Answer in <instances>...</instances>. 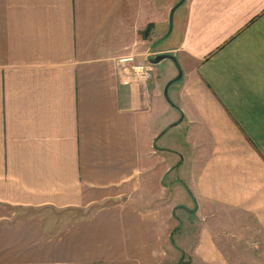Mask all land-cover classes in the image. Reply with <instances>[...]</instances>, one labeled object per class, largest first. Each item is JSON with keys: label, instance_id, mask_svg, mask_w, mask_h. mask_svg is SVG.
Wrapping results in <instances>:
<instances>
[{"label": "crops", "instance_id": "crops-1", "mask_svg": "<svg viewBox=\"0 0 264 264\" xmlns=\"http://www.w3.org/2000/svg\"><path fill=\"white\" fill-rule=\"evenodd\" d=\"M164 1L0 0V264H264V0H183L158 48ZM165 54L182 73L157 134L181 147L157 154L155 81L117 59ZM164 153L194 202L182 245L141 194Z\"/></svg>", "mask_w": 264, "mask_h": 264}, {"label": "rangeland", "instance_id": "rangeland-1", "mask_svg": "<svg viewBox=\"0 0 264 264\" xmlns=\"http://www.w3.org/2000/svg\"><path fill=\"white\" fill-rule=\"evenodd\" d=\"M160 1L165 2L164 0H160ZM170 12L171 9L167 14L168 17L167 24L164 27L160 28L158 33L157 32L154 33V37L152 40L156 43V47L158 48L172 47L176 43L175 42L176 39L174 36L172 37L170 36L169 38L167 37V34L169 32L168 27H169ZM175 66L176 65L172 61L165 60L160 64L156 65L154 67L155 71L152 73V78L155 81L154 83L156 87L155 99L157 102H156V106L155 105L152 106L153 109L150 114L151 118L148 119L147 122V127L149 128L147 133H149L152 138V139L150 138L151 140L149 141L150 144L149 151L157 154L159 153V149H161L162 146L169 147V150L170 149L174 150L173 149L174 147H176V149L181 147L179 145L181 140L175 134L176 130H170V132L160 137L158 136L161 133L157 134V132L159 131V126H161V128L163 126H168L170 122H172L176 117V112L173 106L174 98L172 93L174 92L175 87L173 88L172 85L171 87L168 88V99H166L163 95L164 88L167 82L169 81V79L175 78L177 76L178 71ZM144 138L146 142L147 134L145 133V131H144ZM181 155L183 156L182 153ZM160 156L162 157L161 159L164 160V162H166L167 165L165 163H159L160 160L158 159L159 156L158 157L153 156L152 162L148 164V166H153L152 167L153 171L149 173L150 175L146 172H142L143 174L141 178L142 181H144V183L143 185H141L142 186L141 194L145 192L148 193V197L146 199L149 201L151 200L150 199L151 197L157 199L158 204L161 206V208H163L161 209L163 215H169L171 208L174 207L175 213L173 214L171 212V216H170L171 222L167 220L165 223L167 224L166 232L169 234V227L171 232L175 231L174 232L175 234L173 235L174 236L173 241L177 245H182V240H183L182 236L185 235L183 224L184 221L186 220V217L192 214L191 212H187V209H190V207L191 209L194 208V202L187 197L186 193L182 191L181 186L177 184L178 182L177 178L178 176L182 177L184 170L186 169V166L182 165L180 168L177 167V163L179 162V160H181L180 157L178 158L177 156L170 155L168 153H164L163 155ZM165 174L166 176L162 181V177ZM147 180H149L148 183H146ZM170 182L172 184L176 182V185L173 186ZM149 201L147 202L148 203L147 205H150ZM85 214H87V211H82V210L78 211L77 209H73V210H68V212H64L63 214H58L57 217L61 216L63 221L67 222L68 220L75 219V217H77L78 215L84 216ZM192 239L193 237L190 236L189 241L191 242ZM165 243H167V245H172V242L168 236L166 238Z\"/></svg>", "mask_w": 264, "mask_h": 264}, {"label": "built area", "instance_id": "built-area-1", "mask_svg": "<svg viewBox=\"0 0 264 264\" xmlns=\"http://www.w3.org/2000/svg\"><path fill=\"white\" fill-rule=\"evenodd\" d=\"M119 70H126L127 74L134 79L149 81L152 78V66L148 63H140L134 55L122 56L117 59Z\"/></svg>", "mask_w": 264, "mask_h": 264}, {"label": "water", "instance_id": "water-1", "mask_svg": "<svg viewBox=\"0 0 264 264\" xmlns=\"http://www.w3.org/2000/svg\"><path fill=\"white\" fill-rule=\"evenodd\" d=\"M184 1L183 0H179V2H177V4L171 9V12H170V16H169V26L170 27H172V23H173V13H174V11L183 3ZM165 60H170V61H172L176 66V68H177V71H178V73H177V76L174 78V79H172L171 81H169V82H167V84H166V86H165V88H164V92H163V95H164V97L166 98V99H168V88H169V86L172 84V83H174V82H176V81H178L180 78H181V69L179 68L180 66L178 65V62H177V60H176V58L174 57V56H172V55H167V54H165V55H158V56H156V57H153V59L149 62L150 63V65H152V66H154V65H158L159 63H161V62H163V61H165Z\"/></svg>", "mask_w": 264, "mask_h": 264}, {"label": "trees", "instance_id": "trees-1", "mask_svg": "<svg viewBox=\"0 0 264 264\" xmlns=\"http://www.w3.org/2000/svg\"><path fill=\"white\" fill-rule=\"evenodd\" d=\"M152 27V24L151 25H148V27L146 28V31L148 33V30Z\"/></svg>", "mask_w": 264, "mask_h": 264}]
</instances>
